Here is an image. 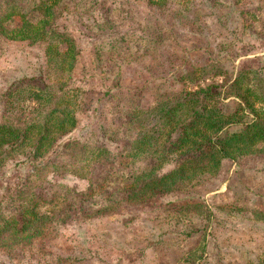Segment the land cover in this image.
I'll return each instance as SVG.
<instances>
[{"label": "rangeland", "instance_id": "rangeland-1", "mask_svg": "<svg viewBox=\"0 0 264 264\" xmlns=\"http://www.w3.org/2000/svg\"><path fill=\"white\" fill-rule=\"evenodd\" d=\"M7 2L0 0V13ZM34 2L27 0L19 8L29 21L39 16ZM62 4L65 10L58 22L66 24L79 54L68 78L69 86L76 88V127L61 140L110 148L107 162L87 167L88 179L59 172L63 169L59 167L56 175L47 173L48 184L34 189L46 199L54 191L64 195L61 202L39 208L54 213L56 236L67 224L77 222L98 234L100 243L92 246L93 255L75 264H264V155L228 161L215 187L209 178L203 184L178 185L181 193H194L208 202L212 213L206 218H188L191 213L183 217L182 211L172 209L177 192L139 203L121 197L127 174L151 163L144 156L134 161L121 158L131 134L122 110L150 106L159 90L178 89L174 77L182 70L209 66L210 60L221 62L224 74L208 82L227 80L240 67L256 69L264 79V0H167L159 8L145 0H62ZM17 23L15 17L2 26L9 30ZM155 33L162 39H151ZM109 42L122 50L121 55L108 56ZM41 43L0 34V91L18 76L41 75L47 80L48 66L39 58ZM99 46L101 55L95 59ZM155 48L156 59L149 52ZM29 85L40 87L41 82L31 79ZM224 104L231 110L232 96ZM29 174L28 166L13 167L10 183ZM88 182L93 184L92 194ZM15 207L10 199L1 202L4 214ZM97 210H102V220H91ZM64 231L68 238H53L50 233L30 246L0 247V264H66L62 257L71 245L81 248L82 243L75 232Z\"/></svg>", "mask_w": 264, "mask_h": 264}, {"label": "trees", "instance_id": "trees-1", "mask_svg": "<svg viewBox=\"0 0 264 264\" xmlns=\"http://www.w3.org/2000/svg\"><path fill=\"white\" fill-rule=\"evenodd\" d=\"M34 1L33 7L39 13L35 21L27 20L24 13L19 12L27 0H8L4 5L6 10L0 13V34L10 40L41 41L39 58L45 59L49 70L48 82L43 81L41 75L39 78L23 75L8 81L0 91V247L30 246L50 233L53 238H68L64 230L70 229L82 247L71 245L62 258L66 264H75L93 255L92 246L98 242V234L90 233L77 222L67 224L56 236L54 213L39 208L43 203L61 202L64 195L54 191L46 199L34 189L48 184L59 167H63L59 172L69 171L81 181L88 179L87 167L107 162L110 148L75 139L61 140L76 127V88L69 86L68 78L79 50L66 24L58 22L65 10L62 0ZM145 1L146 5L159 8L167 0ZM84 14L90 16L91 12ZM15 17H18L17 25L5 30L2 22ZM158 34H153L151 39H159ZM107 46L108 56L121 55L122 50H117L114 42ZM101 51L100 46L95 49V59L100 57ZM157 51L156 48L149 51L155 59ZM220 65L221 62L211 60L209 66L190 65L174 77V82L180 85L176 91L159 90L150 106L143 108L137 104L122 110L125 126L131 134L121 158L134 161L144 156L151 162L127 174L126 192L121 195L124 201L139 203L149 197L177 192L172 209L182 211L183 217L191 213L188 218L193 215L206 218L212 213L208 202L194 193H181L178 185L203 184V180L209 178L215 187L220 182L218 174L228 161L264 155L263 76L256 69L240 67L227 80L206 81L224 74ZM38 70L42 74L41 67ZM31 79L40 81L41 86L29 85ZM189 85L192 88H187ZM227 96L234 99L231 110L225 109ZM62 157L67 159L62 160ZM54 158L64 166L55 164ZM22 165L30 168V174L10 183L9 172ZM47 173H52L49 178H46ZM89 184L88 194H92L93 184ZM6 199L16 203L9 214L1 210V202ZM102 216V210H97L90 219L100 221Z\"/></svg>", "mask_w": 264, "mask_h": 264}]
</instances>
